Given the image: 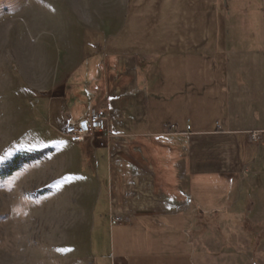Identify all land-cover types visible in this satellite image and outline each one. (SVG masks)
I'll return each instance as SVG.
<instances>
[{"label":"crops","instance_id":"1","mask_svg":"<svg viewBox=\"0 0 264 264\" xmlns=\"http://www.w3.org/2000/svg\"><path fill=\"white\" fill-rule=\"evenodd\" d=\"M65 95L69 121L108 109L91 206L111 229L65 264H264V0H131Z\"/></svg>","mask_w":264,"mask_h":264},{"label":"rangeland","instance_id":"2","mask_svg":"<svg viewBox=\"0 0 264 264\" xmlns=\"http://www.w3.org/2000/svg\"><path fill=\"white\" fill-rule=\"evenodd\" d=\"M130 1L0 0V264H65V248L79 257L91 237L97 257L110 253L111 229L97 216L104 199L91 206L101 179L96 158L110 133L81 141L66 134L79 119L68 120L65 76L101 51ZM20 154L31 160L6 174ZM198 228L211 244L210 220Z\"/></svg>","mask_w":264,"mask_h":264},{"label":"built area","instance_id":"3","mask_svg":"<svg viewBox=\"0 0 264 264\" xmlns=\"http://www.w3.org/2000/svg\"><path fill=\"white\" fill-rule=\"evenodd\" d=\"M175 124L171 123L166 126L167 129L174 128ZM190 129V125L187 126ZM108 131V111L103 106L91 107L87 117L79 119L77 122L71 123L66 127V134L71 137L73 141H81L87 135L94 132L105 133ZM257 137L258 132L252 134ZM118 218L113 220V223L118 222Z\"/></svg>","mask_w":264,"mask_h":264},{"label":"trees","instance_id":"4","mask_svg":"<svg viewBox=\"0 0 264 264\" xmlns=\"http://www.w3.org/2000/svg\"><path fill=\"white\" fill-rule=\"evenodd\" d=\"M31 158H26L22 154L18 155L16 159L10 164L8 172L6 174H11L13 171L20 168L21 164L28 162Z\"/></svg>","mask_w":264,"mask_h":264}]
</instances>
